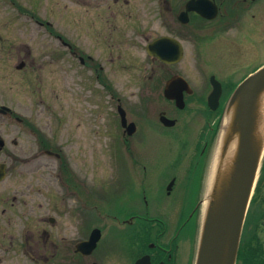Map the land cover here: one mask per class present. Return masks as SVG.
Masks as SVG:
<instances>
[{
  "label": "flooded vegetation",
  "instance_id": "af4514ba",
  "mask_svg": "<svg viewBox=\"0 0 264 264\" xmlns=\"http://www.w3.org/2000/svg\"><path fill=\"white\" fill-rule=\"evenodd\" d=\"M2 1L15 7L20 3L47 0ZM70 1L73 3V28L68 33L71 40L65 38L63 27L58 26L62 21L60 13L57 26L48 20L40 23L46 33L44 36L57 53L68 50L76 61L71 67L77 76L78 64L86 67L91 82L95 80L102 94L116 101L120 124L121 108L129 121L128 112L123 108V98L112 95L119 81L116 75L109 74L107 62H118L116 67L121 68L125 66L120 62L155 63L159 69L154 67L147 78L154 90H158L157 95L169 103L173 111H152L150 115H153L151 120L154 123L145 124L143 130L137 123L129 121L135 123L132 135L131 129L123 128L122 124L118 132L108 135V140L113 137V141L121 145L125 157L131 158L130 171L116 172V177L112 172L111 177L115 180L106 176L102 197L104 218L120 228L117 237L124 261H120L111 250L106 256L96 254L97 249L91 255L78 251L80 243L87 241L96 227L97 191L93 159L92 165L83 159L77 160L80 145L92 140L90 130L86 134L79 133L76 138L78 154L70 156L62 148L52 150L51 140L43 130L24 126L18 129L13 124L0 126V264H137L141 259L143 264H193L202 219L203 177L197 181L189 169L179 171L178 161L167 165L166 170H160L157 161L152 162L155 156L146 154V149L159 146V141L152 139L160 132L158 130L165 141L169 136L173 138L171 134H176L174 131L180 120L176 116L187 110L191 118V115L199 114V120L205 122L194 150L204 144L195 158L207 157L206 150L220 113V108L211 110L208 106L211 77L214 75L222 83L223 96L228 85L225 86L217 74L211 73L207 79L204 77L203 96L198 100L193 96L195 90L187 77L169 74L168 69L182 62L233 64L238 61L233 47L243 44L247 46L243 49V61L261 62L264 59V0ZM17 7L22 10L21 6ZM248 44L253 45V49ZM128 49L132 53H128ZM106 54L110 55L107 57ZM9 63L0 65L1 70H14L13 62ZM20 64L24 65L22 69L26 68V62ZM34 66L35 62L31 68ZM161 70L165 72L161 73ZM179 77H184L191 88L183 92L186 104L183 110L177 108L174 100L165 97L168 84ZM88 92L94 99L93 89ZM8 97V101L3 99L0 102V116L8 115L13 120L18 118L12 102L14 96ZM190 99H194L196 108L190 106L193 103ZM136 110L143 114L144 107ZM164 116L174 120V124L167 125L162 119ZM179 130L182 131L178 136L180 140H177L181 146L180 154L176 156L182 159L187 155L189 135L195 136L194 128L188 125ZM139 133V138L133 140ZM134 146L137 147V157L131 155ZM84 153L83 158L86 157ZM141 159L146 164L151 162L144 164L143 170H136ZM66 219L70 221L67 226H74L67 240L63 236ZM236 264H264V155L251 195Z\"/></svg>",
  "mask_w": 264,
  "mask_h": 264
},
{
  "label": "rangeland",
  "instance_id": "374dc122",
  "mask_svg": "<svg viewBox=\"0 0 264 264\" xmlns=\"http://www.w3.org/2000/svg\"><path fill=\"white\" fill-rule=\"evenodd\" d=\"M17 5L21 6L22 10H19ZM72 12L73 3L70 0L20 3L16 4L15 7L9 2L0 0V65H8L10 64L9 62L14 64V70L11 72L2 71L0 67V102H3V99L8 101V95H13L14 99L12 102L16 106V115L29 122L27 126L17 125L16 120L0 117V126L4 127L5 124L9 125L12 123L18 129L23 126V128L34 126L43 130L47 139L51 140V146L54 150L62 148L65 154L70 156L78 154L76 138L78 139L79 133L86 134V131L90 130L89 133L92 140L89 139L86 145H80V156L77 157V160L82 161L83 159L89 165H92L91 161L93 159V170L96 173L97 212L99 210V213H101L99 218H96V226L99 228L103 227V235L95 253H99L100 256H106L107 251L111 250L118 255L120 261H124V256H122L119 246L121 244L117 237L120 228L116 225H111L102 215L104 211L102 197L105 195L103 188L106 176L112 178V172H115L113 177H116L118 176L116 172L123 173L131 170L130 157L126 158L121 146H118L117 142L113 141V137L109 141L107 136L121 129V124L116 114V101L110 99L105 93L102 94V90L97 87L95 80L94 83L91 82L86 67L78 64L79 76H77L74 68L71 67L76 61L70 56L68 50L65 49L57 53L56 49L51 47L48 38H45L44 34L46 33L41 28L42 26L36 22L38 20L41 23H45L48 20L53 23V26H57L60 13L62 21H59L58 26L63 27L65 38L71 40V36L68 33H71L73 28L71 23ZM252 24H254L253 21ZM243 45L233 47L238 59L233 64L227 62H182L169 68V74H182L187 77V80H189L195 90L193 96L201 100V96H203L201 90L205 84L204 77L206 76L207 79V76L212 72L217 74L221 80L224 79V81L227 74H232L231 77H226V83L230 86L232 85L231 83L237 84L241 82L244 75L264 65V59L261 62L243 61L245 54L243 49L245 50L247 47ZM248 47L253 49L251 44H248ZM133 51L135 53L139 52L138 50ZM61 53L62 55H60ZM128 53H132L131 49H128ZM106 55L108 57L110 54ZM23 61L26 62V68L18 70L17 66ZM34 62L35 66L31 68V64ZM99 63L103 64L102 62ZM120 63L125 67H116L118 62H107V66L110 69L109 74L118 77L119 82L113 88L112 95L115 98H123V108L128 112L129 121L137 123L139 128L143 130V128H146L145 124L150 126L154 123L151 120L153 115H150L152 111L158 109L173 111L169 103L160 98L159 94L157 95L156 91L158 90H154L151 80L147 78L152 74L154 67L157 70L159 69L155 63L145 61ZM58 65L61 66V69ZM4 69L7 68L5 67ZM164 72L161 70V73ZM116 76L113 77L117 79ZM143 86L144 88H142ZM89 89H93L94 99L89 96ZM118 89L121 90V93H119ZM193 100L190 99L191 103ZM190 106L196 108L194 102ZM140 107H144L143 114L136 110V108L140 109ZM38 111L41 114H37ZM186 111L176 116L180 120L176 131H174L176 134H171L173 138L169 136L168 140L165 141V137L160 133L161 130H158L160 132L156 133L152 139L159 141V146L157 148L148 147L146 154L155 156L152 162L157 161L156 166H159L160 170H166L168 164H173L176 161L180 162L178 170L182 172L185 169H189L198 181V179L205 177L208 166V158L196 159L197 151L195 152L194 150L205 122L199 120L201 119L199 114L197 116L191 115V118V113ZM175 115L173 113V116ZM116 119L118 120L117 122ZM186 125L191 129L194 128L195 137L189 135L190 141L187 150L189 149L192 152L182 157L181 160L176 156L179 151L178 147L181 146L178 136L182 130H179V128L182 129V126L186 127ZM5 127L10 129L9 126ZM139 135L140 133L132 139H138ZM22 140H27V138ZM133 148L131 155L137 157V147L134 146ZM215 151L216 147L214 153ZM82 152H85V158L82 157ZM137 159L140 160V158ZM147 160L149 159H145V161ZM141 161L142 163L136 167V170H143L146 162H143L142 159ZM150 162H147L146 165L150 164ZM22 165L26 166V164ZM16 169L18 170V168ZM112 179L115 180V178ZM66 223H70V221L66 219L65 225ZM73 230V225L63 226L65 240L70 238ZM111 246L112 248L109 249Z\"/></svg>",
  "mask_w": 264,
  "mask_h": 264
},
{
  "label": "water",
  "instance_id": "95a60500",
  "mask_svg": "<svg viewBox=\"0 0 264 264\" xmlns=\"http://www.w3.org/2000/svg\"><path fill=\"white\" fill-rule=\"evenodd\" d=\"M181 82H184L182 78L172 81L165 94L176 99L178 106L183 108L182 92L178 89ZM263 92L264 67L246 78L230 98L228 110L234 107L235 116L230 124L224 122L222 125L221 156L227 152L236 135H239V148L233 170L224 185L211 188L196 264H235L263 150L253 140L255 116ZM221 93V85L217 84L209 96V105L213 109L218 107ZM100 238L101 231L96 229L89 241L80 244L79 250L83 254L92 253Z\"/></svg>",
  "mask_w": 264,
  "mask_h": 264
},
{
  "label": "bare ground",
  "instance_id": "6f19581e",
  "mask_svg": "<svg viewBox=\"0 0 264 264\" xmlns=\"http://www.w3.org/2000/svg\"><path fill=\"white\" fill-rule=\"evenodd\" d=\"M235 116L234 107L227 110L225 115V123L228 125ZM253 140L256 145L261 146L264 140V92L261 94L259 100V108L257 109L255 116V126L253 132ZM223 136H221L214 161L212 163L210 178L208 183V197L210 198L211 188L220 186L222 187L226 182L227 177L231 174L233 166L236 160L237 151L239 148V135H236L234 141L228 147L227 152L221 156ZM209 202H206V208H208Z\"/></svg>",
  "mask_w": 264,
  "mask_h": 264
},
{
  "label": "trees",
  "instance_id": "16d2710c",
  "mask_svg": "<svg viewBox=\"0 0 264 264\" xmlns=\"http://www.w3.org/2000/svg\"><path fill=\"white\" fill-rule=\"evenodd\" d=\"M231 92V91H230ZM219 127H220V121L217 123V125L215 126V130H214V136L212 138V140L214 141L217 137V133L219 131ZM211 147H213V142L211 141Z\"/></svg>",
  "mask_w": 264,
  "mask_h": 264
}]
</instances>
